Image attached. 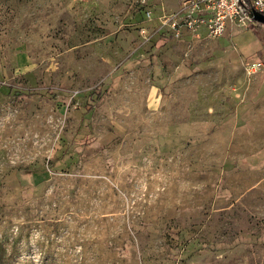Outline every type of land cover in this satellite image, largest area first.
<instances>
[{
	"label": "rangeland",
	"instance_id": "374dc122",
	"mask_svg": "<svg viewBox=\"0 0 264 264\" xmlns=\"http://www.w3.org/2000/svg\"><path fill=\"white\" fill-rule=\"evenodd\" d=\"M190 0H0V264H264V24Z\"/></svg>",
	"mask_w": 264,
	"mask_h": 264
},
{
	"label": "built area",
	"instance_id": "2783aa9c",
	"mask_svg": "<svg viewBox=\"0 0 264 264\" xmlns=\"http://www.w3.org/2000/svg\"><path fill=\"white\" fill-rule=\"evenodd\" d=\"M186 7L190 12L185 27L203 30L210 38L220 37L230 26L257 27L261 24L253 14L264 16V0H190Z\"/></svg>",
	"mask_w": 264,
	"mask_h": 264
},
{
	"label": "water",
	"instance_id": "95a60500",
	"mask_svg": "<svg viewBox=\"0 0 264 264\" xmlns=\"http://www.w3.org/2000/svg\"><path fill=\"white\" fill-rule=\"evenodd\" d=\"M253 19L257 22H259L260 24H264V16L260 15L258 13H254L253 14Z\"/></svg>",
	"mask_w": 264,
	"mask_h": 264
}]
</instances>
